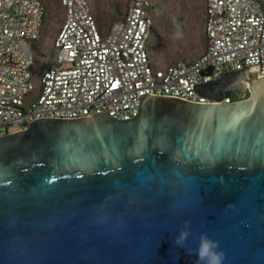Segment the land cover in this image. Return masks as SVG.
Segmentation results:
<instances>
[{
    "label": "water",
    "instance_id": "obj_1",
    "mask_svg": "<svg viewBox=\"0 0 264 264\" xmlns=\"http://www.w3.org/2000/svg\"><path fill=\"white\" fill-rule=\"evenodd\" d=\"M245 70L194 87L208 103L147 95L132 120L0 137V264H194L186 220L224 264H264V72Z\"/></svg>",
    "mask_w": 264,
    "mask_h": 264
},
{
    "label": "built area",
    "instance_id": "obj_2",
    "mask_svg": "<svg viewBox=\"0 0 264 264\" xmlns=\"http://www.w3.org/2000/svg\"><path fill=\"white\" fill-rule=\"evenodd\" d=\"M58 3L63 18L52 61L40 62L35 43L46 16L44 2L0 0V137L38 119L107 113L114 120H132L137 99L147 95L208 103L194 87L245 67L252 78L264 72L260 0H204L203 53L165 67L157 66L148 50L151 0H130L106 30L99 28L87 0Z\"/></svg>",
    "mask_w": 264,
    "mask_h": 264
},
{
    "label": "rangeland",
    "instance_id": "obj_3",
    "mask_svg": "<svg viewBox=\"0 0 264 264\" xmlns=\"http://www.w3.org/2000/svg\"><path fill=\"white\" fill-rule=\"evenodd\" d=\"M46 7L42 32L35 43L40 62L53 57V40L61 25L63 11L58 0H42ZM98 26L108 29L125 12L130 0H87ZM264 11V0H260ZM153 29L149 53L159 67L176 61H192L204 51V0H151ZM38 59V60H39Z\"/></svg>",
    "mask_w": 264,
    "mask_h": 264
},
{
    "label": "clouds",
    "instance_id": "obj_4",
    "mask_svg": "<svg viewBox=\"0 0 264 264\" xmlns=\"http://www.w3.org/2000/svg\"><path fill=\"white\" fill-rule=\"evenodd\" d=\"M189 237L197 241L195 248L187 246ZM173 244L185 248L189 255L194 254V264H224L225 254L220 250L219 241L211 239L206 232H201L198 237L193 236L190 221H184L179 234L173 238Z\"/></svg>",
    "mask_w": 264,
    "mask_h": 264
},
{
    "label": "trees",
    "instance_id": "obj_5",
    "mask_svg": "<svg viewBox=\"0 0 264 264\" xmlns=\"http://www.w3.org/2000/svg\"><path fill=\"white\" fill-rule=\"evenodd\" d=\"M153 11V10H152ZM153 14V13H152ZM152 29H153V27H152ZM58 32V31H57ZM57 34V33H56ZM36 51V50H35ZM37 54V53H36ZM52 61V58L49 60V62H51ZM247 95L245 94L244 95V97H246ZM230 98L232 99V101H236V100H238V98L239 97H237V96H235V95H230Z\"/></svg>",
    "mask_w": 264,
    "mask_h": 264
}]
</instances>
